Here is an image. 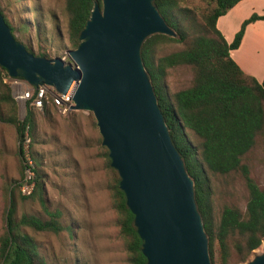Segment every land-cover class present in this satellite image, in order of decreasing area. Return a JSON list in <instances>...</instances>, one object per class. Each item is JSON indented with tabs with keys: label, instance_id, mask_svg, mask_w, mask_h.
I'll return each mask as SVG.
<instances>
[{
	"label": "trees",
	"instance_id": "trees-1",
	"mask_svg": "<svg viewBox=\"0 0 264 264\" xmlns=\"http://www.w3.org/2000/svg\"><path fill=\"white\" fill-rule=\"evenodd\" d=\"M239 1L206 0V7L197 14L181 5L180 0H152L174 34H150L139 48L142 65L171 142L192 179L194 202L207 237L211 264L245 263L249 254L264 241V186L259 187L249 175V154L257 139L264 138V77L259 81L245 74L230 57V51L240 44L246 26L256 19L264 20V14L252 13L245 18L229 43L216 27L218 17ZM95 3L102 6V0H64L69 50L80 43V32ZM0 13L15 37L1 2ZM24 45L36 56L52 58L42 48L35 52ZM167 46L177 47L160 53ZM181 65L191 68V81L184 87L172 89L167 81L169 72ZM7 78L6 69L0 65V122L12 125L15 130L20 176L8 189L4 231L0 237V264H49L37 241L25 229L64 231L71 239L74 232L62 223L61 210L50 209L46 201L44 180L33 148L36 142V109L26 102L24 116L19 117L18 105L9 82L5 80ZM50 108L55 107L45 103L43 111L48 113ZM26 136L29 137L28 149L33 162V187L29 194L21 197L36 199L47 219L26 213L16 216V197L25 166H28L23 157ZM103 154L111 173L108 188L127 250V260L129 264H146L142 253L143 241L134 225V215L126 205L125 194L119 187V174L110 165L105 146ZM235 177L248 191L243 209L234 202H218L216 197L228 180Z\"/></svg>",
	"mask_w": 264,
	"mask_h": 264
},
{
	"label": "water",
	"instance_id": "water-1",
	"mask_svg": "<svg viewBox=\"0 0 264 264\" xmlns=\"http://www.w3.org/2000/svg\"><path fill=\"white\" fill-rule=\"evenodd\" d=\"M153 33L174 34L152 0H102L68 60L47 58L28 51L0 13V65L34 86L65 93L73 85L71 108L91 111L96 120L146 264H211L192 179L141 62V42ZM242 264H264V254Z\"/></svg>",
	"mask_w": 264,
	"mask_h": 264
},
{
	"label": "rangeland",
	"instance_id": "rangeland-1",
	"mask_svg": "<svg viewBox=\"0 0 264 264\" xmlns=\"http://www.w3.org/2000/svg\"><path fill=\"white\" fill-rule=\"evenodd\" d=\"M0 2L14 28L15 37L21 43L35 52L42 48L52 58L58 56L68 60L64 0ZM180 3L197 14L207 4L206 0H180ZM236 15L240 17L241 13ZM226 19L221 20V25ZM176 47H164L160 53H167ZM191 78V68L181 65L170 70L167 81L172 89H178L188 85ZM35 139L33 148L39 160L47 204L50 209L61 210L62 223L74 232L71 239L64 231L55 233L25 229L37 241L48 263L129 264L108 188L111 173L106 167L104 146L92 112L72 109L62 114L56 108H50L48 113L36 110ZM249 159L250 177L259 187L264 186V138L257 139ZM19 176L20 157L15 130L12 125L0 122V237L4 231L8 189ZM235 178L228 180L216 197L218 202H234L243 209L248 191L244 183ZM22 184L16 197V216L26 213L47 219L36 199L21 197ZM262 254L264 241L249 254L246 262Z\"/></svg>",
	"mask_w": 264,
	"mask_h": 264
},
{
	"label": "crops",
	"instance_id": "crops-1",
	"mask_svg": "<svg viewBox=\"0 0 264 264\" xmlns=\"http://www.w3.org/2000/svg\"><path fill=\"white\" fill-rule=\"evenodd\" d=\"M237 13H241L240 17H237ZM252 13L264 14V0H240L218 17L216 27L229 43L241 22ZM230 14L232 16L228 18ZM225 17L227 19L221 25V20ZM230 57L245 74L259 81L264 77V20L256 19L246 26L240 44L230 51Z\"/></svg>",
	"mask_w": 264,
	"mask_h": 264
},
{
	"label": "built area",
	"instance_id": "built-area-1",
	"mask_svg": "<svg viewBox=\"0 0 264 264\" xmlns=\"http://www.w3.org/2000/svg\"><path fill=\"white\" fill-rule=\"evenodd\" d=\"M9 82L12 95L21 107L20 116H24L25 104L28 102L34 109L42 111L45 103L55 107L60 113L66 114L72 110V86L65 92L61 93L54 87L42 84L34 86L29 84L21 77H11L5 79ZM26 142V143H25ZM29 137L26 136L23 144V157L28 166L24 169L23 184L20 189L23 194H29L33 187L32 182V160L28 150Z\"/></svg>",
	"mask_w": 264,
	"mask_h": 264
}]
</instances>
